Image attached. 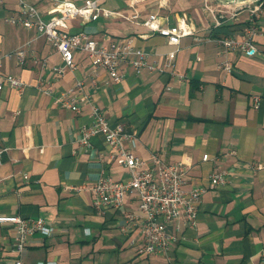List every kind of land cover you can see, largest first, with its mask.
Listing matches in <instances>:
<instances>
[{
	"label": "crops",
	"instance_id": "1",
	"mask_svg": "<svg viewBox=\"0 0 264 264\" xmlns=\"http://www.w3.org/2000/svg\"><path fill=\"white\" fill-rule=\"evenodd\" d=\"M27 1L44 19L55 12L52 0ZM205 1L98 0L104 9L122 15L71 19L70 32L84 31L105 45L130 38L148 55L149 64L164 66L162 72L146 67L138 72L126 65L120 80L95 67L83 51H75V68L58 74L54 67L64 61L45 35L5 22L19 13L18 0L0 5L1 51L29 44L23 64L4 57L0 65V76L26 83L21 92L0 89V214L41 217L54 227L50 236L34 234L18 255L13 251L17 229L0 224V264H15L20 256L30 263L57 264H264V0H212V12ZM258 6V53H222L217 38L242 36ZM134 14L137 20L130 18ZM153 14L162 27L185 21L195 32L173 45L142 24ZM175 50V66L168 67L167 54ZM225 59L233 63L230 73L220 67ZM79 81L91 102L82 97L76 109L56 102ZM256 95L263 98L260 107L254 104ZM92 104L110 126L136 133L135 146L126 145L146 166L153 156L183 162L189 166L187 188L204 189L195 226L183 218L167 224V232L177 236L167 253L140 254L144 219L135 193L120 207L94 208L97 180L107 175L127 181L131 171L112 157L103 135L93 136L87 146L80 142ZM205 154L209 159H203ZM214 172L224 174V184L212 185Z\"/></svg>",
	"mask_w": 264,
	"mask_h": 264
},
{
	"label": "built area",
	"instance_id": "2",
	"mask_svg": "<svg viewBox=\"0 0 264 264\" xmlns=\"http://www.w3.org/2000/svg\"><path fill=\"white\" fill-rule=\"evenodd\" d=\"M54 2V14L44 19L38 8L27 0H18L20 11L17 15L5 17V22L12 23L26 28H36L41 34L54 44L60 53L64 66H55L54 70L64 75L68 69L76 66L74 59L75 51H84L88 53L91 62L95 67L105 68L110 76L116 80L123 78V68L126 65L134 66L140 72L143 67L151 71H164L161 63L154 61L149 64L148 55L142 49L136 47L130 38L120 42H113L105 45L99 41L92 40L84 32H69V20L75 17H82L83 20H95L100 15L107 17L122 15L107 9H102L98 0H85L84 4L79 6L69 0H52ZM5 0H0V5ZM223 2V0H218ZM224 2H227L224 0ZM245 2V1H244ZM261 6V4H260ZM257 8V12L260 9ZM205 8L211 11L209 0L205 1ZM256 10H251V24L242 36H225L217 38V45L221 52L228 54L231 52H241L253 56L259 51L255 43V37L259 34V27L256 24ZM138 14L130 17L133 20L138 19ZM150 30L157 31L164 36L169 43L179 45L181 38L195 32L194 28L185 21H181L174 26L162 27L159 24L158 17L153 14L142 22ZM29 51V44L10 52H2L0 49V65L2 59L15 58L17 62L23 64L26 61ZM177 50L167 54L168 61L166 66H175L171 59L175 56ZM135 56V58L131 57ZM220 67L227 73L232 72L233 63L225 59ZM175 75V72H171ZM25 81L13 75L0 76V89L4 86L16 88L23 91ZM47 95L52 93L51 89L41 88ZM83 83L77 82L75 85L67 88L56 98V102L68 108L77 107L80 98L85 97L87 102L92 101V96L83 94ZM261 96H253L254 104L260 107L262 104ZM91 121L81 128L80 142L87 146L90 139L96 135H103L109 148L112 150V157L116 158L120 164L128 167L131 171V178L127 181H115L107 175H102L94 184L93 206L96 210L105 208L120 207L124 204L126 197L135 193L139 200L138 209L144 219V239L139 250L141 255L150 256L154 254L167 253L177 236L167 232L169 222H178L181 218L189 226H195L197 223V206L204 192L203 188H187L186 174L189 166L183 162L167 163L153 156L152 165L146 166L145 161L137 156L133 149L126 145L130 143L135 146L136 133L126 132L123 126L112 127L109 124L103 111L92 104ZM204 160L209 159V155L203 156ZM2 162V151L0 150V164ZM28 180L29 176L24 175ZM213 186H219L225 183L224 174L214 172L211 176ZM136 219L131 215V220ZM10 223L15 226L18 236L13 244V251L20 255L29 239L36 233L50 236L54 232V227L46 222L44 218H24L19 215H1L0 224ZM179 228V225H177ZM15 264H57L56 262L30 263L21 256L15 259Z\"/></svg>",
	"mask_w": 264,
	"mask_h": 264
},
{
	"label": "rangeland",
	"instance_id": "3",
	"mask_svg": "<svg viewBox=\"0 0 264 264\" xmlns=\"http://www.w3.org/2000/svg\"><path fill=\"white\" fill-rule=\"evenodd\" d=\"M210 1H212V0H209V4L211 5V2ZM216 1H218V0H216ZM249 1V0H248ZM260 1H262V0H259L258 2L260 3ZM220 3H230V2H224V0H223V2H220ZM263 4H264V2H261V6H263ZM101 7V6H100ZM102 9H104L103 7H101ZM252 10H256V12H257V9H252ZM259 11V10H258ZM100 16H102V15H100ZM99 16V17H100ZM104 16V15H103ZM73 19V18H72ZM71 20V19H70ZM70 20H69V22H70ZM68 31H69V29H68ZM70 32V31H69ZM78 32H80V31H78ZM90 37V36H89ZM238 37V36H237ZM92 40H95V41H98V40H96V39H94V38H92V37H90ZM84 52V51H83ZM90 58V57H89ZM91 60V59H90ZM93 64V63H92ZM94 65V64H93ZM76 67V66H75ZM80 82H82V81H80Z\"/></svg>",
	"mask_w": 264,
	"mask_h": 264
},
{
	"label": "water",
	"instance_id": "4",
	"mask_svg": "<svg viewBox=\"0 0 264 264\" xmlns=\"http://www.w3.org/2000/svg\"><path fill=\"white\" fill-rule=\"evenodd\" d=\"M226 1H228V2H235V3H240V2H244V1H247V0H226Z\"/></svg>",
	"mask_w": 264,
	"mask_h": 264
}]
</instances>
